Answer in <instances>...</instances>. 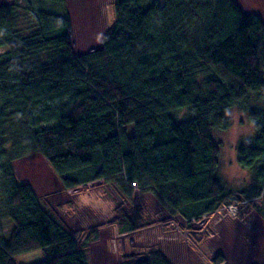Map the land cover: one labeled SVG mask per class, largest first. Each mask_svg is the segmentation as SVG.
Masks as SVG:
<instances>
[{
	"label": "trees",
	"instance_id": "obj_1",
	"mask_svg": "<svg viewBox=\"0 0 264 264\" xmlns=\"http://www.w3.org/2000/svg\"><path fill=\"white\" fill-rule=\"evenodd\" d=\"M21 1L0 4V264H90L98 238L99 227L73 231L19 179L15 162L34 153L66 191L138 184L188 223L239 199L217 175L213 133L251 95L264 99L261 17L235 0H116L101 48L78 55L66 0ZM20 9L31 23L20 26ZM184 108L195 113L176 119ZM248 116L256 133L238 144L237 159L264 198V107ZM122 210L118 228L139 227ZM39 250V261L20 262ZM119 264L172 263L157 251Z\"/></svg>",
	"mask_w": 264,
	"mask_h": 264
},
{
	"label": "rangeland",
	"instance_id": "obj_2",
	"mask_svg": "<svg viewBox=\"0 0 264 264\" xmlns=\"http://www.w3.org/2000/svg\"><path fill=\"white\" fill-rule=\"evenodd\" d=\"M115 1H65L72 18L71 38L76 54L101 48L104 35L114 26ZM235 1L246 14L254 13L264 20V0ZM13 2L0 0L1 5ZM24 15L27 14L23 9L17 13L20 26L33 21ZM4 50L0 47V53ZM258 107H264V99L253 94L246 107L236 106L230 111L232 122L226 130L213 133L220 149L217 175L226 192H239V199L222 203L190 223L179 213H173L155 191L142 189L138 184L132 190L100 180L66 191L39 153L17 160L15 169L19 179L29 181L73 231L81 233L99 227L98 238L88 244L90 264H119L128 256L145 258L157 251L172 264H217L221 257L222 264H264V220L260 212L264 198L257 189L253 171L241 167L237 159L238 144L256 133L248 108ZM194 113V108H184L173 115L183 120ZM120 209L139 227L122 232L115 220ZM42 257L41 250L29 252L20 262L39 261Z\"/></svg>",
	"mask_w": 264,
	"mask_h": 264
},
{
	"label": "crops",
	"instance_id": "obj_3",
	"mask_svg": "<svg viewBox=\"0 0 264 264\" xmlns=\"http://www.w3.org/2000/svg\"><path fill=\"white\" fill-rule=\"evenodd\" d=\"M142 1V0H141ZM144 2H150V0H144ZM254 177V176H253Z\"/></svg>",
	"mask_w": 264,
	"mask_h": 264
},
{
	"label": "built area",
	"instance_id": "obj_4",
	"mask_svg": "<svg viewBox=\"0 0 264 264\" xmlns=\"http://www.w3.org/2000/svg\"><path fill=\"white\" fill-rule=\"evenodd\" d=\"M192 220H196V218H192Z\"/></svg>",
	"mask_w": 264,
	"mask_h": 264
}]
</instances>
